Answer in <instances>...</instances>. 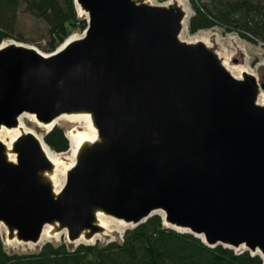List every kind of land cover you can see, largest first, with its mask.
<instances>
[{"label":"water","instance_id":"obj_1","mask_svg":"<svg viewBox=\"0 0 264 264\" xmlns=\"http://www.w3.org/2000/svg\"><path fill=\"white\" fill-rule=\"evenodd\" d=\"M74 5L86 28L62 51L67 39L50 54L0 44V128H18L23 113L44 125L85 113L99 141L56 197L38 139L18 128L9 146L0 141L8 240L35 244L46 225L51 235L66 228L70 244L82 233L90 240L104 232L95 211L124 220L126 230L159 216L210 249L264 264V84L234 77L205 44L181 41L187 14L176 2Z\"/></svg>","mask_w":264,"mask_h":264},{"label":"trees","instance_id":"obj_2","mask_svg":"<svg viewBox=\"0 0 264 264\" xmlns=\"http://www.w3.org/2000/svg\"><path fill=\"white\" fill-rule=\"evenodd\" d=\"M189 3L193 12L188 21L190 34L219 28L226 34L264 46V0H189ZM20 8L24 14L46 24V53L55 51L73 30L86 28V22L77 16L74 0H0V44L16 38ZM44 142L55 153H64L69 148L64 131L58 127L44 135ZM0 264H263V261L248 252L236 254L221 246L210 249L192 235L163 227L162 219L153 216L127 230L122 242L79 245L72 249L65 244L47 243L37 253L10 254L0 239Z\"/></svg>","mask_w":264,"mask_h":264},{"label":"rangeland","instance_id":"obj_3","mask_svg":"<svg viewBox=\"0 0 264 264\" xmlns=\"http://www.w3.org/2000/svg\"><path fill=\"white\" fill-rule=\"evenodd\" d=\"M145 3L151 5H169L173 2H176L179 6L184 8L187 12V20H186V32L183 35V41H193L196 39L198 35H201L202 32H208L210 37L208 41V47L219 56V60L226 61V65L229 68H236L237 74L239 75L238 79L242 78V73H246L248 75L253 76L258 85L261 86L264 84V46L261 43H249L242 39H240L235 34H226L219 28L210 29L207 31H199L196 34H190L188 31V21L191 15L193 14L189 0H144ZM22 8H20V14L17 17V29H16V38L11 39L9 41H14L17 43L24 44L26 46H30L38 50L43 54L46 53V43H47V35L48 28L46 24L40 20L33 18L30 15H26L21 12ZM79 19H84L85 16H80L78 13ZM83 34L82 30L75 29L72 31L71 35H76L77 37ZM70 35V36H71ZM181 39V38H180ZM18 40H22L24 42H18ZM226 58V59H225ZM222 63V62H221ZM260 97L264 100V90L261 88ZM262 96V97H261ZM26 126L33 131L35 136H42L46 134V131L38 125L35 121L25 120ZM56 127L62 129L64 134L73 133L77 134L78 132H85V126L83 123H71L69 121H62L60 124L56 125ZM75 130V131H73ZM67 137V135H66ZM68 138V137H67ZM8 141V140H7ZM69 141V139H68ZM10 145V143H9ZM67 152V151H66ZM66 152L61 153V161L62 165L58 166L59 171H64L71 164V161L68 160V156ZM163 227H165L163 225ZM131 230V229H130ZM127 230H123L122 233H117L112 231L108 233L102 241L97 243L99 244H107L113 241L122 242L123 236ZM0 239L2 241L3 247L7 253H17V254H33L37 253L41 250L42 246L50 243L54 246H59L61 244H65L67 248H76L78 245L70 244L67 241L66 237H61L58 240H50L49 242L45 241L40 243L38 246H33L32 244L18 243L14 241H9L7 237V230L5 227L0 226ZM236 253V252H234Z\"/></svg>","mask_w":264,"mask_h":264},{"label":"bare ground","instance_id":"obj_4","mask_svg":"<svg viewBox=\"0 0 264 264\" xmlns=\"http://www.w3.org/2000/svg\"><path fill=\"white\" fill-rule=\"evenodd\" d=\"M76 8L78 10V13L80 16H85L87 18V14H85L79 7V5H76ZM185 11V10H184ZM186 12V11H185ZM187 14V12H186ZM186 20L187 17L184 19L183 23H182V31L180 33L179 39L181 41L183 38V35L186 32ZM82 35L77 37L76 35H71L69 38H67V42L60 47L59 51H62L66 46H68L69 44L81 39ZM209 33L208 32H202L201 35H198L196 37V39H194L193 41H184L187 44H196L198 42H201L203 44L206 45V47H208V41H209ZM9 44V41H5L4 45ZM24 45V44H23ZM219 59V56H217ZM226 59V58H225ZM220 65H222V67H224V69L228 70V72L230 74H232L234 77L238 78L239 75L236 73L237 69L236 68H229L226 65V61H221L220 60ZM260 97V95H259ZM257 99V104L263 106L264 105V100L262 98ZM262 97V96H261ZM25 120H30V121H35L36 123H38V125L40 127H42L46 132L49 131L52 127H56V125L60 124L62 121H69L71 123H83L84 124V128H85V132L80 133L78 132L77 134H73V133H67V137L69 139V148L67 150V154H70V157L68 156V160L71 161V164L68 168H66V170L64 171H59L58 170V166L62 165V161L60 159L61 157V153H55L53 152L44 142L43 137L42 136H35V134L33 133V131H31L25 124ZM18 124L19 127L21 128L24 132H31L39 141L40 146L42 148L43 153L45 154V156L47 157L48 161L52 164V166H54V172L52 173L50 177V180L52 182L53 185V195L56 197L62 190L64 183L66 181L67 178V174L68 172L73 169L77 163V159L78 157L89 150V148L87 146H93L96 143H98L99 141V136L97 135L96 129L94 128V125L92 123V119L89 115L85 114V113H77V114H63L59 117H57L56 119H54L52 122H50L49 124H40L36 118L34 117V115L28 114V113H23L21 116H19L18 118ZM15 128V129H6L5 127H1L0 128V141L9 146V143H11L20 133L19 129ZM75 131V130H73ZM8 140V141H7ZM94 215L96 217V225H100V228H103L104 232L101 234H95L93 235V237L88 240L85 235L82 233L72 244L78 245V244H90V246L95 245L97 242L102 241L103 238L108 234L111 233L112 231H115L117 233H122L123 230L127 229L130 227V225L128 223H126L124 220L121 219H117L114 216H105L103 215L101 212L99 211H95ZM162 215V214H161ZM58 224V223H57ZM166 227H170L173 229H177V230H181L178 228H175L172 225H168V224H164ZM52 228L50 225H46L43 228L42 234L39 238V241L35 244H32L33 246H38L40 243H43L45 241L49 242L50 240H58L61 237H66L68 236V230L66 228H64L61 231H58L57 233H55L54 235L52 234ZM203 238V237H202ZM31 244V243H29Z\"/></svg>","mask_w":264,"mask_h":264},{"label":"clouds","instance_id":"obj_5","mask_svg":"<svg viewBox=\"0 0 264 264\" xmlns=\"http://www.w3.org/2000/svg\"><path fill=\"white\" fill-rule=\"evenodd\" d=\"M66 137V136H65ZM67 138V137H66Z\"/></svg>","mask_w":264,"mask_h":264}]
</instances>
